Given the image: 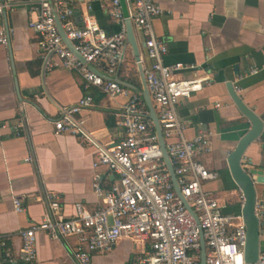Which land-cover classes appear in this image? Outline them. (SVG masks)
<instances>
[{"label": "crops", "instance_id": "0c3cea01", "mask_svg": "<svg viewBox=\"0 0 264 264\" xmlns=\"http://www.w3.org/2000/svg\"><path fill=\"white\" fill-rule=\"evenodd\" d=\"M67 1L75 14L79 12V26L90 15L108 33L120 30L102 1ZM159 2L165 11L153 24L157 37L168 45L165 63L192 67L180 77L206 79L201 91L177 106L187 125L185 137L203 135L208 140L209 151L200 158L218 177L205 183V189L211 191L224 213L241 214L243 192L232 176L228 157L251 122L233 100L228 84L232 83L244 103L264 120V0ZM0 3L7 7L0 14V27L10 38L8 45L0 44V264H29L20 258V232L44 220L51 195H58L64 217L70 218L78 202L91 209L100 207L102 197L93 186L96 175L105 190L119 179L106 166H94L97 151L125 136L118 115L130 96L142 90L139 65L145 71L150 60L144 36L133 23L138 55L127 41V19L123 62L116 76L129 84H122L127 94L113 99L98 87L86 89L79 72L61 66L50 68L43 58L40 36L30 27L38 17L37 0ZM126 3L128 6V0ZM122 8L128 15V8ZM253 68L259 71L252 73ZM87 94L92 95L93 105L78 117L85 119L91 138L57 134L55 121L61 108ZM243 165L264 169V131L246 150ZM258 187L259 200L264 201V184ZM15 199L20 200L23 211L16 209ZM258 211L264 213V206ZM261 217L264 220V214ZM77 243L76 236L55 238L40 231L34 264H78L73 256ZM260 247L264 251V225ZM148 249L147 242L122 237L110 251L93 252L91 264H135Z\"/></svg>", "mask_w": 264, "mask_h": 264}, {"label": "built area", "instance_id": "2783aa9c", "mask_svg": "<svg viewBox=\"0 0 264 264\" xmlns=\"http://www.w3.org/2000/svg\"><path fill=\"white\" fill-rule=\"evenodd\" d=\"M100 1L119 23L118 32L108 33L90 15L79 26L74 7L67 0H54L67 37L83 57L82 61L60 34L51 0H37L38 17L30 22V27L40 36L42 56L50 68L61 66L75 70L83 76L86 89L98 87L115 99L127 94L126 87L116 76L123 62L126 20L132 21L145 39L150 60L145 70L146 80L166 147L181 192L197 218L175 190L154 121L142 92L136 91L118 115V124L125 136L97 151L94 166H106L119 175L108 190L102 188L99 175L94 177V191L102 197L100 207L91 209L78 202L75 215L66 218L58 195H51L50 211L44 220L20 232V258L29 264L35 263L37 233L46 231L55 238H78L73 252L78 264H91L93 252L110 251L122 237L149 245L148 251L140 255L135 264H201L203 230L206 264H247L244 217L242 213H224L211 191L205 189V183L218 177L200 158L209 151L208 140L203 135L187 139V125L177 112L180 101L201 91L206 79L180 77L182 71L192 67L165 63L168 45L157 37L153 24L154 18L165 11L159 0H128V17L123 13L121 0ZM6 9V5L0 3V14ZM9 43L8 33L0 27V44ZM258 71V68L251 69L252 73ZM93 101L92 95L87 94L77 103L62 107L55 121L56 133L69 132L90 139L85 119L78 115L91 107ZM243 199L245 202L244 194ZM15 203L18 211L24 210L19 199H15ZM1 244L4 246L5 242ZM256 264H264V251L260 252Z\"/></svg>", "mask_w": 264, "mask_h": 264}, {"label": "water", "instance_id": "95a60500", "mask_svg": "<svg viewBox=\"0 0 264 264\" xmlns=\"http://www.w3.org/2000/svg\"><path fill=\"white\" fill-rule=\"evenodd\" d=\"M51 1L60 34L62 35L64 41L69 46V48H71L80 57V59L84 61L83 57L76 50L73 42L67 37V34L62 25V21L55 7L54 0ZM121 2L122 5H124V7L128 8L126 0H121ZM78 13L79 12H76V14ZM126 16L128 17V15ZM128 23H129V28L127 33V41L132 43L136 51V54L138 55V49L136 50L137 45L134 37V29H133L132 21L128 19ZM139 70L142 81L141 92L149 109L150 118L154 121L157 134L159 137V144L163 152L164 160L167 163L169 171L171 173L175 190L179 195V197L184 202V204L186 205V207L197 218L193 208L190 206L189 202L181 192V188L175 172V167L166 147V142L164 139V134L160 123V119L158 117L155 105L153 103L148 88L146 74L141 64L139 65ZM117 80L121 84L129 85L128 83L122 81L119 78H117ZM228 88L233 100L235 101L241 112L251 122V128L247 131L246 134H244L240 138L235 149L230 153L228 157V163L236 184L238 185V187L241 189V191L245 196V202L242 209V215L244 217V221L247 226V243L244 252L245 262L247 264H256L258 262L259 255L261 252L260 234H261V228L264 225V220L261 217L264 213L263 211H258L259 206L262 207L264 206V201L259 200L260 193L258 187L260 184H264V169L247 168L243 165V159L248 147L262 135L264 131V120L260 116H258L252 108H250L248 105L244 103L242 98L236 92L234 85L232 83L228 84ZM206 254H207L206 241L204 238L203 230H201V264H206Z\"/></svg>", "mask_w": 264, "mask_h": 264}]
</instances>
